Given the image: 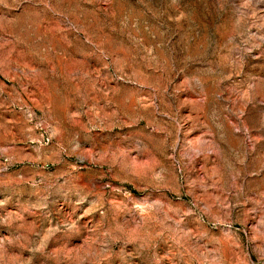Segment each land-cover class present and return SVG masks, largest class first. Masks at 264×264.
I'll use <instances>...</instances> for the list:
<instances>
[{"label":"rangeland","instance_id":"1","mask_svg":"<svg viewBox=\"0 0 264 264\" xmlns=\"http://www.w3.org/2000/svg\"><path fill=\"white\" fill-rule=\"evenodd\" d=\"M0 264H264V0H0Z\"/></svg>","mask_w":264,"mask_h":264}]
</instances>
